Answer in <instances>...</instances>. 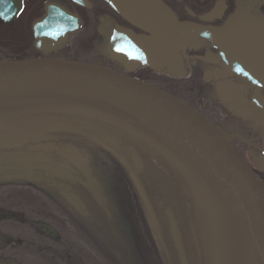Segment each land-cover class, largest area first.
Instances as JSON below:
<instances>
[{
  "label": "water",
  "instance_id": "obj_1",
  "mask_svg": "<svg viewBox=\"0 0 264 264\" xmlns=\"http://www.w3.org/2000/svg\"><path fill=\"white\" fill-rule=\"evenodd\" d=\"M73 1L87 5L86 0ZM104 1L127 23L149 34L144 38L130 29L117 27L107 47L112 58L130 59L134 45L140 57L131 60L132 68L139 62L147 63L149 43L153 41L172 57L189 45L195 47L203 37L214 42L225 55L228 50L237 51L241 63L236 66L242 64L251 82L264 91L263 16L244 11V19L233 16L226 25L213 27L179 20L162 0ZM52 8L48 4L46 11L49 13ZM203 19L210 20L209 16ZM237 30L244 35V46L235 44L241 40ZM131 41L136 44H130ZM232 87L227 84L220 89L231 93ZM43 113L104 122L132 138L134 148L126 144L121 151L110 152L116 162L97 154L93 157L84 183L89 186L87 176L92 172L97 189L89 187L95 205L108 196L100 185L104 173L95 168L107 167V161L111 160L114 170L125 172L136 198L133 202L143 211L140 219L160 243L155 210L165 213L159 202L160 196L165 195L158 172L149 176L145 171L146 158H155L178 170L207 205L217 230L219 264H264V182L253 169L254 165L264 171V136L259 154L250 164L238 153L230 135L150 83L86 61L56 57L0 61V149L17 146L34 134L41 136L42 130L53 129L37 122L35 116ZM255 121L264 131V104ZM85 130L103 136L100 134L103 129ZM95 135L90 134L93 138ZM103 149L107 151L106 147ZM165 215L170 218L167 212ZM37 226L51 238H57L58 233L51 225Z\"/></svg>",
  "mask_w": 264,
  "mask_h": 264
},
{
  "label": "flooded vegetation",
  "instance_id": "obj_2",
  "mask_svg": "<svg viewBox=\"0 0 264 264\" xmlns=\"http://www.w3.org/2000/svg\"><path fill=\"white\" fill-rule=\"evenodd\" d=\"M86 1L87 5L73 0H0V12H4L0 17V61L36 57L86 61L150 83L230 135L238 153L252 163L259 154L255 137L261 141L264 136L255 121L264 104V91L251 82L242 64L236 66L241 63L237 51L228 50L225 55L214 42L200 37L195 47L189 45L169 57L153 41L149 43L147 63L139 62L131 68V60H138L140 54L132 45L130 59L112 58L107 49L112 35L117 27L144 38L149 34L124 21L103 0ZM162 1L179 20L200 25L222 27L233 16L244 19V11L264 17V0ZM48 4L53 6L49 13ZM207 16L210 20L203 19ZM240 38L234 43L244 46V35ZM228 78L235 81L231 93L220 89L230 82ZM35 117L39 124L53 129L42 130L41 136L34 134L17 146L0 149V156L6 152L0 158V264H18L14 258L22 252L18 235L9 238L6 232L9 224L32 225L35 233L53 240L59 236L56 222H94L91 218L97 206L90 187L84 183L93 157L97 154L115 161L110 152L115 154L126 144L133 147L132 138L104 122L53 113ZM87 127L103 129V136L85 130ZM253 168L264 181V171ZM147 173L152 176L151 171ZM91 207L94 210L90 212ZM62 209L67 215L56 221L55 214ZM38 223L51 225L57 238L42 232ZM9 240L15 243L10 245Z\"/></svg>",
  "mask_w": 264,
  "mask_h": 264
},
{
  "label": "rangeland",
  "instance_id": "obj_3",
  "mask_svg": "<svg viewBox=\"0 0 264 264\" xmlns=\"http://www.w3.org/2000/svg\"><path fill=\"white\" fill-rule=\"evenodd\" d=\"M107 162V167L100 168L98 165L95 168L96 171L100 169V173H104L103 182L99 183L103 192L107 190L105 195L108 194V196H104L105 200H100V204L96 205L97 213L91 218L94 222L86 223L83 220H74L72 223L56 222L54 227L59 236L53 240L35 233L34 226L29 224H9L6 227L9 238H15L18 235L17 238L20 240L22 252L14 258L18 264H134L135 256L128 255V239L120 237L121 235L127 237L129 234L137 235V233L134 234L133 229L131 230L134 219L137 222L134 223L137 232L139 235L146 236L147 242L150 232L143 219H140L143 211L133 202L136 198L134 199L133 188L125 172L123 173L121 169L114 170L111 160ZM93 175L92 172L88 174L87 182L89 186H95L94 188L97 189ZM184 182L183 189L194 201L187 220H190L191 226L197 231L196 237L203 264H219L217 230L213 216L201 197L199 199L189 183H186L185 178ZM102 191H99L100 196H103ZM125 195L128 197L127 201ZM160 197L159 202L163 205L165 213L169 214L171 223L179 230L180 222L178 218H174L172 212L174 208H171V204L167 202V199L165 200V197ZM171 202L173 203V200ZM66 213L64 209L57 211L56 221H61L59 217L67 215ZM114 214L117 215L116 219L113 217ZM119 217L122 220L118 222ZM120 222L126 224L122 225V228H128L130 233L123 229L124 233H122V230L118 228ZM178 239L180 240L181 237L179 236ZM13 240L12 242L9 240L10 245L15 243Z\"/></svg>",
  "mask_w": 264,
  "mask_h": 264
},
{
  "label": "bare ground",
  "instance_id": "obj_4",
  "mask_svg": "<svg viewBox=\"0 0 264 264\" xmlns=\"http://www.w3.org/2000/svg\"><path fill=\"white\" fill-rule=\"evenodd\" d=\"M229 20L224 22L222 26L226 25ZM212 26V25H211ZM238 35H240V30H237ZM236 33V34H237ZM242 35L239 36V38ZM227 81L228 84H233L235 81L228 78ZM226 89H228L226 87ZM245 100V98H244ZM241 103V102H240ZM260 139L255 137L254 140V145L259 147L260 144ZM255 148V149H257ZM256 151V150H255ZM145 166L147 167L145 171H151V172H158L159 179L161 182V185L163 187V194L165 195V200L167 199V202H169L171 205L173 203L171 202V199L174 201V218H178L179 220V231H180V237H181V246L184 251V253L190 258V263L195 264L192 259H194V234H192L191 228L187 223L184 222V219L188 218V214L190 212V208L193 205L194 206V201L193 199L191 200L190 197L188 196L187 192L183 189L184 188V176L176 169L165 165L164 163L160 162L159 160L152 158V160H145ZM116 194V193H115ZM112 198L114 196L112 195ZM126 199V197H125ZM127 201V199H126ZM94 209L91 207L89 211H93ZM97 213V210L95 211V214ZM190 216V215H189ZM113 217H117L116 214L113 215ZM134 217V216H133ZM135 218V217H134ZM116 219V218H115ZM122 220L121 217H119L118 222ZM183 220V221H182ZM136 222V219H134V223ZM133 223V229L134 234L137 233V235H128L127 237L124 235H121V239L124 237L127 240V245L129 247L128 255L135 256V259L133 260L134 264H147L148 262V250H147V239L144 237V235H139L137 232L136 226ZM137 223V222H136ZM121 222L118 224V228L120 230H125L127 233H130L129 229H124L122 228ZM126 225V224H125ZM124 225V226H125ZM122 230V233L124 231ZM164 238V237H163ZM163 240V239H162ZM166 242V244H165ZM163 241L164 247L168 249L170 248V242L168 239ZM185 262H188V258L184 257ZM132 263V261H131ZM189 264V262H188Z\"/></svg>",
  "mask_w": 264,
  "mask_h": 264
},
{
  "label": "trees",
  "instance_id": "obj_5",
  "mask_svg": "<svg viewBox=\"0 0 264 264\" xmlns=\"http://www.w3.org/2000/svg\"><path fill=\"white\" fill-rule=\"evenodd\" d=\"M172 201V199H171ZM174 207V201L173 205H171V208ZM159 226H160V234H161V242L159 243V239L156 241L154 235H149V241L147 242V250H148V263L147 264H191L190 258L184 253L182 246H181V239L179 240L178 237L180 236V231L173 226L171 221L168 220V217L165 215V213H161L158 208L155 210ZM172 212H174V209H172ZM186 219H184V222L186 223ZM188 225L191 228L192 234H194V259L193 262L195 264H203V260L201 257V253L199 250V244L197 240V231L191 226L190 220L188 221ZM145 223V222H144ZM146 228L147 225L145 224ZM164 237V238H163ZM147 239V238H146ZM168 239L170 242L171 247L167 249V247H164L163 241ZM180 242V243H179ZM166 244V242H165ZM163 246V247H161ZM162 248V249H161ZM184 257L188 258V262H185Z\"/></svg>",
  "mask_w": 264,
  "mask_h": 264
},
{
  "label": "snow or ice",
  "instance_id": "obj_6",
  "mask_svg": "<svg viewBox=\"0 0 264 264\" xmlns=\"http://www.w3.org/2000/svg\"><path fill=\"white\" fill-rule=\"evenodd\" d=\"M0 17H4V12H0Z\"/></svg>",
  "mask_w": 264,
  "mask_h": 264
}]
</instances>
